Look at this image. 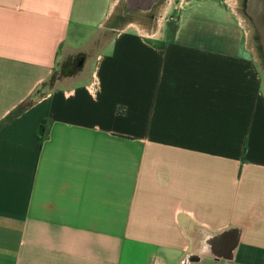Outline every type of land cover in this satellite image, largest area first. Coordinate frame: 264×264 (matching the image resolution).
Here are the masks:
<instances>
[{"label": "crops", "instance_id": "0c3cea01", "mask_svg": "<svg viewBox=\"0 0 264 264\" xmlns=\"http://www.w3.org/2000/svg\"><path fill=\"white\" fill-rule=\"evenodd\" d=\"M256 32L246 0H0V120L31 101L0 127V264H264Z\"/></svg>", "mask_w": 264, "mask_h": 264}, {"label": "water", "instance_id": "95a60500", "mask_svg": "<svg viewBox=\"0 0 264 264\" xmlns=\"http://www.w3.org/2000/svg\"><path fill=\"white\" fill-rule=\"evenodd\" d=\"M246 10L249 12L256 25L260 48L264 56V0H246ZM81 60L82 59L79 60L77 66L80 65ZM210 241L217 253L226 255L225 253L233 246L235 238L232 233L226 232Z\"/></svg>", "mask_w": 264, "mask_h": 264}, {"label": "trees", "instance_id": "16d2710c", "mask_svg": "<svg viewBox=\"0 0 264 264\" xmlns=\"http://www.w3.org/2000/svg\"><path fill=\"white\" fill-rule=\"evenodd\" d=\"M31 101H23L20 104H18L15 108H13L8 114H6L1 120H0V127L4 125L7 121L11 120L13 117L21 113L27 106H29Z\"/></svg>", "mask_w": 264, "mask_h": 264}, {"label": "rangeland", "instance_id": "374dc122", "mask_svg": "<svg viewBox=\"0 0 264 264\" xmlns=\"http://www.w3.org/2000/svg\"><path fill=\"white\" fill-rule=\"evenodd\" d=\"M256 34H257V32H256ZM258 35V34H257ZM253 42H255L256 43V46L255 47H257V49L259 48L260 50H261V48H260V45L258 44V41L257 40H255V41H253ZM84 47H88L89 49L91 48V47H93L91 44H86V45H84ZM83 47V48H84ZM261 52H262V50H261ZM70 61V60H69ZM66 62H68V61H66ZM72 62L73 61H70L69 63H67V64H69V67H71L72 65ZM91 62V61H90ZM71 63V64H70ZM60 67V66H59ZM91 67V68H90ZM61 68H64L63 67V65L61 64ZM74 68V67H73ZM88 68H90V70L93 68V63H89V64H87V66H85L84 68H83V72L84 73H86V71L88 70Z\"/></svg>", "mask_w": 264, "mask_h": 264}, {"label": "bare ground", "instance_id": "6f19581e", "mask_svg": "<svg viewBox=\"0 0 264 264\" xmlns=\"http://www.w3.org/2000/svg\"><path fill=\"white\" fill-rule=\"evenodd\" d=\"M264 38V37H263Z\"/></svg>", "mask_w": 264, "mask_h": 264}]
</instances>
